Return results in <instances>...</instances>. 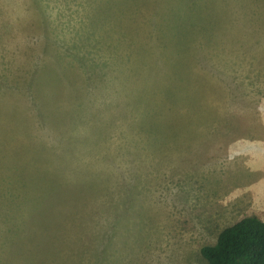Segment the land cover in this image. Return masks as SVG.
Segmentation results:
<instances>
[{"label":"rangeland","instance_id":"1","mask_svg":"<svg viewBox=\"0 0 264 264\" xmlns=\"http://www.w3.org/2000/svg\"><path fill=\"white\" fill-rule=\"evenodd\" d=\"M264 220V0H0V264H208Z\"/></svg>","mask_w":264,"mask_h":264},{"label":"trees","instance_id":"2","mask_svg":"<svg viewBox=\"0 0 264 264\" xmlns=\"http://www.w3.org/2000/svg\"><path fill=\"white\" fill-rule=\"evenodd\" d=\"M208 264H264V220L245 215L223 227L213 244L200 248Z\"/></svg>","mask_w":264,"mask_h":264}]
</instances>
